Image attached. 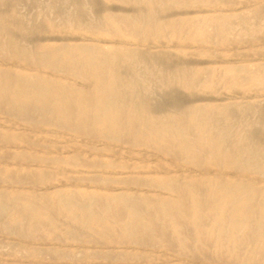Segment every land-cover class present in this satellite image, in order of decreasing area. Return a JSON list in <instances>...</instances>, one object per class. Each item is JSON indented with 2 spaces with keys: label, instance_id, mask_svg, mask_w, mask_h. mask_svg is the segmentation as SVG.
<instances>
[{
  "label": "rangeland",
  "instance_id": "1",
  "mask_svg": "<svg viewBox=\"0 0 264 264\" xmlns=\"http://www.w3.org/2000/svg\"><path fill=\"white\" fill-rule=\"evenodd\" d=\"M12 1L0 0L2 14L10 13ZM49 2L27 0L20 5L25 21L35 24L28 32V43L70 44L82 41L97 46L120 45L139 48L149 53L151 63L139 60L136 55L134 58L137 59L144 79L156 77L162 80L161 95L153 103L167 104V109L162 111L163 117L168 122L176 123L185 132L189 141L199 149L195 152L199 158L197 163H193L185 152L180 153L179 157L174 156L177 142L167 131L160 139L164 146V149H161L155 141L146 140L145 143L132 145L134 132L126 128L121 130L118 140L84 136L62 127H52L56 129L54 133L49 132L50 125L42 128H23L22 121L11 116L10 109L0 110V136L5 131L20 132L37 142L56 146L51 153L50 146L13 147L0 140V246L3 247L0 249V264H264V245L260 240L261 236H264V210L259 212L257 220L253 221L250 233L242 231L230 235L225 232L220 235L213 225L214 215L208 212L207 202H203L200 217L204 233L202 238L198 239L190 225L191 211L187 201L183 203L182 208L174 209L176 219L183 223L179 226L172 224L168 214L163 213L156 202L158 194L178 198L177 196L184 192L180 183L183 180L200 183L204 176L208 175L207 169H211L208 167L218 168L216 172L219 171L220 181L239 180L257 185L264 184V175L258 171L244 172L227 165L225 158L215 164L209 161L214 154L209 125L217 110L216 104L260 101L264 104V85L256 84L244 76L236 83L228 73L229 67L242 66L260 67L264 74V0H192L188 4H171L155 14L157 20L170 22L171 25L163 29L161 34H156L155 28L150 27L148 34L137 36L128 32L138 27L147 30L144 25H138V22L142 21L141 14L151 9L143 0H86L91 16L98 23L104 22L100 16L105 12L128 17L127 22H123L121 35L115 33L114 25L108 24V33H88L75 31L72 27L63 29L51 26L50 19L46 20L47 16L53 15L48 7ZM234 12H246L239 22L229 19L235 37L224 41L214 28L210 27L206 29L205 36L189 39L195 21L204 25L208 16H214L213 20H216L223 13ZM247 14L252 16V21L245 19ZM175 30H178L179 34H174ZM17 33L18 30L11 27L4 34L13 36ZM81 36L87 38L83 39ZM9 54L8 51H0V61L8 65L16 62L18 67L32 65L33 69L50 75V69L28 64L21 59H12ZM67 80L81 86L72 78ZM137 89L139 84H135L128 91ZM195 111L203 118L201 125L192 119ZM137 132L144 137L141 131ZM254 138L259 147L264 148V128H258ZM92 141L94 143H90ZM48 149L50 150L47 152ZM75 151L80 157L78 163L62 160L70 157ZM114 152L118 153V156ZM15 154L16 156H13ZM34 155H40L44 160L33 161ZM52 158H60L61 161L56 164L47 160ZM109 161L116 162L117 167L109 165ZM159 162L164 163L166 167L147 171ZM171 169H177L178 172ZM162 175H173L174 187H177L179 192L175 188L167 190L160 186L158 178ZM90 177L95 181L88 179ZM121 191L135 197L139 202L141 214L155 218L154 229L145 227L142 233L126 240L118 230L119 224L114 227V236L109 238L108 235L100 236L98 231L101 223L96 220L91 222V227L80 226L74 222V216L83 218L90 211L93 203L89 197L90 193H98L103 198ZM70 194L75 195L77 204L71 208L66 205ZM96 203L99 204L97 208L104 212L102 202ZM112 204L114 207L120 205L116 200H113ZM103 214L101 213L102 218H105ZM129 224L132 228L144 227V223L139 220H130ZM258 225L260 227H257ZM164 236L172 237V242L164 240ZM84 238L87 241H84Z\"/></svg>",
  "mask_w": 264,
  "mask_h": 264
},
{
  "label": "bare ground",
  "instance_id": "2",
  "mask_svg": "<svg viewBox=\"0 0 264 264\" xmlns=\"http://www.w3.org/2000/svg\"><path fill=\"white\" fill-rule=\"evenodd\" d=\"M24 1L27 0H13L8 15L0 12V51H8L12 59H21L28 64L48 68L50 69V75L48 73L45 74L46 72L44 73L37 69H33L32 65L18 67L19 64L16 62L14 63L12 61L13 63L8 65L6 62L0 61V110L10 109L11 116L22 121L23 128H42L50 125L49 132L52 131L54 133L56 129H52V127H62L69 128L75 133L84 136L90 135L93 138L107 137L110 140H118L121 130L126 128L134 132L132 145L145 143L146 140L155 141L158 146H161V149H164V146L160 139L167 131V134L177 142V148L174 149V156L179 157L181 155L180 153L185 152L193 163L198 162L199 157H197L198 155L195 154V152L197 153L199 149L195 147L194 143L189 141L185 132H183L176 123L172 121L168 122L163 117L162 111L167 109V104L153 103L161 95L162 80L160 81L156 77H145L144 79L142 70L139 69L137 59L134 58V55H136L139 60L151 63L152 59L149 53L139 48H126L120 45L97 46L82 41L70 44L50 43L30 45L28 43V32L35 24H29L25 21V17L20 10V5ZM49 1L50 4H48V7L52 10L53 15L47 16L46 20L50 19L49 22L51 26H59L63 29L72 27L75 31L108 33L110 32L106 26V24H108L114 25L115 33L121 35L120 33L123 32L122 28L124 26L123 22L126 23L128 18L116 15L112 12H105L100 16L104 21V24H101L91 16L90 8L86 0ZM143 1L150 5L151 9L147 13L141 14L142 21H139L138 25H144L147 27V30H142L140 27L129 30L128 33L133 36L148 34L150 27L155 28L156 34H161L163 29L167 28L171 23L157 20L155 14L159 12L158 10L171 4H188L192 0ZM245 14L246 12L223 13L216 20H213L214 16H208L206 17V23L204 25L197 24L195 21L189 39H194L196 36H205L207 34L206 29L212 27L222 40H229L235 37L233 34L234 30H232L229 25V19L239 22ZM247 16L248 17L245 19H253L250 14H247ZM11 27H15L18 33L13 36L5 35L4 33L11 29ZM175 31L174 34H179L178 30ZM82 38L84 39L87 37L84 36ZM73 39L76 40L77 38L73 37ZM228 73L232 75L236 83L241 76H244L256 84L264 85V74L260 67H229ZM68 75L69 78L78 81L81 86L70 83V81L67 80L69 78L66 79ZM135 84H139V89L128 91V89ZM262 103L263 101L259 103L224 102L216 104L215 108L217 110L209 125L214 149V154L209 158L210 162L215 164L218 163L220 159L225 158V163L227 165L239 168L244 172L258 171L264 175V148H260L256 142L257 140L254 138L256 130L260 127L264 128V104ZM192 119L200 125L203 123V118L198 111H195ZM40 130L43 133V130ZM137 131H141L144 137H141ZM76 137L77 136H75V138ZM0 140L6 145L13 147L37 145L38 148H41L50 146L51 150L48 149L46 150L47 152L49 150L50 152L55 150L54 148L56 147L55 145L46 144L42 141L37 142L27 134L14 131L3 132L0 136ZM87 142L89 143V140ZM90 143L94 142L92 141ZM76 152L77 151L72 153L70 157L66 159L62 158V160L78 163L80 157ZM115 154L118 156V153ZM13 156H16V154ZM127 158L130 159V157ZM52 159L47 160L53 161L56 164H59L58 162L61 161L60 158ZM32 160L40 162L44 160V158L40 155H34ZM108 164L117 167L116 162L109 161ZM152 166H154L153 169L147 171H156L159 168L166 167L162 162ZM208 168H211L207 169L209 173L206 174L208 175L204 176V179H202L200 183H195L192 180H183L180 185L184 192L177 196L178 198H168L158 194L156 202L159 208L163 213L168 214L172 224L179 226L183 223L176 219L174 209L182 208L183 203L187 201L191 211L190 225L196 232L198 239H201L204 233L202 228L203 222L200 217V210L203 206V202H207L208 212L214 215L213 225L219 230L220 235L225 232L230 235L242 231H248L250 233L253 221L255 219L257 220L256 217L259 212L264 210V184L257 185L248 181L239 180L220 181L218 179L219 171L216 172L218 168ZM171 170L177 171V169ZM88 179L94 180L92 177ZM158 180L160 186L167 190L175 188V178L173 175H162L159 176ZM175 189L179 192L177 187ZM143 190L146 191V189ZM89 197L93 203H91V209L88 214L84 215L83 218L74 216L73 220L76 224L85 227H91V222L93 220L98 221L101 223L99 227L100 230L98 231L101 237L108 235L109 238H112L116 231V229H114L116 224H119L118 230L126 240L132 239L135 235L142 233L145 227L150 230L155 228V218L141 214L139 202L128 192L121 191L115 193L113 196H103V198L98 193H90ZM144 198L149 201L148 197L145 196ZM113 200L119 202L120 205L114 207L112 204ZM96 202H102L104 212H101L97 208L99 204ZM66 205L70 208L77 205L74 194L69 195V201ZM101 213H104L103 215H105V218H102ZM130 220L134 222L139 220L144 223V227L132 228L129 224ZM21 223L24 224V222ZM257 227L260 226L258 225ZM85 240L84 238V241ZM164 240L172 242V237L164 236ZM260 240L263 241L264 245V236H261ZM1 248L3 247L0 246V249Z\"/></svg>",
  "mask_w": 264,
  "mask_h": 264
}]
</instances>
